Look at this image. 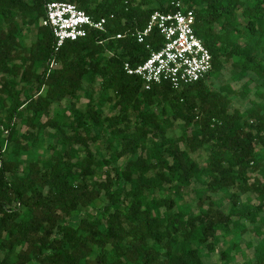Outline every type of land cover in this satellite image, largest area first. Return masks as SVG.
Instances as JSON below:
<instances>
[{
	"label": "trees",
	"instance_id": "trees-1",
	"mask_svg": "<svg viewBox=\"0 0 264 264\" xmlns=\"http://www.w3.org/2000/svg\"><path fill=\"white\" fill-rule=\"evenodd\" d=\"M52 1L104 29L55 50ZM172 1L0 0V264H264V0H180L212 68L145 90L130 33Z\"/></svg>",
	"mask_w": 264,
	"mask_h": 264
},
{
	"label": "built area",
	"instance_id": "built-area-1",
	"mask_svg": "<svg viewBox=\"0 0 264 264\" xmlns=\"http://www.w3.org/2000/svg\"><path fill=\"white\" fill-rule=\"evenodd\" d=\"M171 5L174 11L155 10L142 30L130 33L138 43H144L156 29L163 39L161 48L151 51L142 63L135 67L124 66L129 75L141 79L145 90L162 83L174 88L192 84L204 78L212 68L211 54L193 29L194 11L180 0L172 1ZM41 22L54 36L55 50L67 40L85 37L90 30L102 31L105 25L104 18L94 20L75 4L66 1L47 3ZM120 36L117 34V38Z\"/></svg>",
	"mask_w": 264,
	"mask_h": 264
},
{
	"label": "rangeland",
	"instance_id": "rangeland-1",
	"mask_svg": "<svg viewBox=\"0 0 264 264\" xmlns=\"http://www.w3.org/2000/svg\"><path fill=\"white\" fill-rule=\"evenodd\" d=\"M34 39V34H33V30L25 36L24 38V42L26 45H29L31 43V41ZM210 84H212L211 82H209ZM219 84V82L217 84H213L212 86L215 88L217 87ZM238 87V85H236V88ZM245 100H242L241 103H243ZM71 102V99H66L63 102L60 103V106H67L69 103ZM86 102V98L83 97L80 100L77 101V106L78 107H83L84 104ZM182 126L180 125H175L173 129L168 131V135H178L181 133L182 131ZM193 157L201 164L203 165L205 162V158H206V152L205 150H200L196 153L193 154ZM192 188L193 186L187 187L185 189H183V196H184V201L186 200L187 202H194V195L192 193ZM245 196L242 195L241 199H244ZM226 200V199H225ZM227 201V200H226ZM225 207H227V203L225 204ZM77 217L76 216H72L70 218L71 223H75V221H77ZM254 239V235L252 232H247L244 236H243V240L242 242H246L248 240H253ZM243 245V244H242ZM219 247L221 248L222 245H219ZM206 262H208L209 264H220V260H219V254L215 253L214 256L212 257H207L204 259ZM243 261H245V258H240L238 257V262H236L235 264H242Z\"/></svg>",
	"mask_w": 264,
	"mask_h": 264
}]
</instances>
